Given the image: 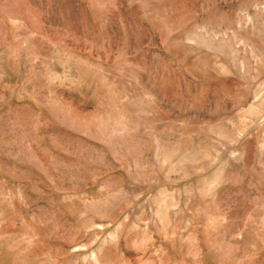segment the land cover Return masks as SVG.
<instances>
[{
  "label": "rangeland",
  "instance_id": "374dc122",
  "mask_svg": "<svg viewBox=\"0 0 264 264\" xmlns=\"http://www.w3.org/2000/svg\"><path fill=\"white\" fill-rule=\"evenodd\" d=\"M0 264H264V0H0Z\"/></svg>",
  "mask_w": 264,
  "mask_h": 264
}]
</instances>
